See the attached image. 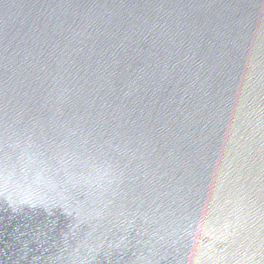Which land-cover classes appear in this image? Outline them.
<instances>
[{
  "label": "water",
  "instance_id": "water-1",
  "mask_svg": "<svg viewBox=\"0 0 264 264\" xmlns=\"http://www.w3.org/2000/svg\"><path fill=\"white\" fill-rule=\"evenodd\" d=\"M0 264H264V0H0Z\"/></svg>",
  "mask_w": 264,
  "mask_h": 264
}]
</instances>
